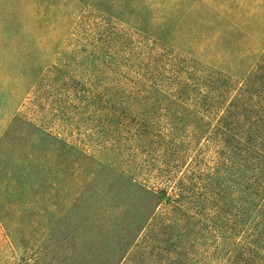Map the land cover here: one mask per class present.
<instances>
[{"label": "rangeland", "instance_id": "obj_1", "mask_svg": "<svg viewBox=\"0 0 264 264\" xmlns=\"http://www.w3.org/2000/svg\"><path fill=\"white\" fill-rule=\"evenodd\" d=\"M263 51L264 0H0V264H243L249 239L208 214L177 254L149 228L174 215L167 195L209 187L217 154L188 139L194 113Z\"/></svg>", "mask_w": 264, "mask_h": 264}, {"label": "trees", "instance_id": "obj_2", "mask_svg": "<svg viewBox=\"0 0 264 264\" xmlns=\"http://www.w3.org/2000/svg\"><path fill=\"white\" fill-rule=\"evenodd\" d=\"M183 64H178L176 69L190 75L193 70L186 67V63ZM204 67L212 72L211 68L205 65ZM203 69L200 72H204ZM227 80L231 81V77L224 78L226 83ZM186 86L185 84L184 90ZM226 86L228 88H224L218 100L214 97H203L206 101L203 106L218 105V110L215 112L200 108L201 110L196 111L195 126L189 130L190 135H188L191 141H209L214 147V153L217 154L209 167L213 170L211 178L206 180L209 187L205 185L206 190L192 193L177 191L167 195L171 199L172 204L169 202V205L173 209V218L157 220L161 227L155 231L149 228L152 233L150 237L161 247L166 249L174 247V252L177 254L182 250L181 246L176 248L180 242L178 238L187 228V223L189 224L193 217L208 214L214 226L220 229V223L226 222L222 223V227L227 233L241 235L244 242L249 239L244 249L245 254L248 255H245L243 264H264V51L244 81H236L233 85ZM174 98H177L176 101L183 100L180 96ZM102 99L106 101L105 96ZM189 101H193L191 96L183 103L188 104ZM112 102L107 105L108 108L109 104L111 106L109 113L116 115L115 122L122 120L123 110L118 112L121 104ZM142 102L145 106L154 104L152 97H137L134 104L141 105ZM185 175L183 178L178 177L175 185L184 184ZM179 188L181 190L182 187ZM154 191L157 204L162 205L164 203L161 199L162 195ZM191 207H195L192 210L195 215L187 217L186 214ZM153 213L152 220L157 215L155 211ZM179 214L180 218L176 217ZM148 219L146 218L141 224V229L145 230L149 226V222L146 224ZM175 225L181 227L176 228ZM5 227L10 230L8 225ZM250 254L255 260L251 263ZM57 256L52 260L56 264H84V260L76 261L74 257L68 255ZM119 260L120 258L114 261L106 259L102 264H117Z\"/></svg>", "mask_w": 264, "mask_h": 264}]
</instances>
